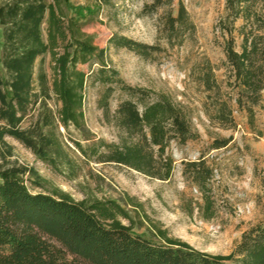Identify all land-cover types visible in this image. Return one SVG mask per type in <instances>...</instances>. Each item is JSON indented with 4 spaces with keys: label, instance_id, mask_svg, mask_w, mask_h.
Returning a JSON list of instances; mask_svg holds the SVG:
<instances>
[{
    "label": "trees",
    "instance_id": "1",
    "mask_svg": "<svg viewBox=\"0 0 264 264\" xmlns=\"http://www.w3.org/2000/svg\"><path fill=\"white\" fill-rule=\"evenodd\" d=\"M173 1L152 0L143 10L153 14L168 9L164 32L171 47L181 46L185 35L196 31L184 4L179 3L174 13ZM86 11L89 9L73 7L68 0H11L0 6L1 63L6 72V79L0 74V264H264V221L245 232L230 255L209 254L170 237L157 226L149 229L152 239L136 233V220L127 207V203L137 207L133 198L125 205L113 199L75 200L59 188L47 189L46 180L33 168L8 161L14 157V148L6 141L10 137L54 171L75 175V162L66 151L60 129H82L83 90L94 74L108 85L100 101L107 119L109 99L116 89L113 85L127 98L114 114L118 143L100 140L83 146L74 142L82 157L167 181L175 169V160L168 153L170 144L184 145L200 137L181 104L166 94L128 86L106 67L105 51L83 30L80 18ZM238 21H242L239 27ZM220 28L228 36L224 46L228 84L236 90L235 101L253 124L264 93V0H226ZM110 42L145 58L158 50L125 37ZM47 54L51 56L52 77L43 66L42 57ZM94 59L101 66L97 72L89 75L79 69ZM200 80L209 92V118L223 128L235 127L229 102L221 98L213 102L212 94L221 89L210 64ZM53 97L60 103L56 112L48 104ZM28 118L33 120L24 128ZM230 141L215 140L212 149L227 147ZM183 175L204 193L213 170L201 156L183 162ZM28 184L43 192H32Z\"/></svg>",
    "mask_w": 264,
    "mask_h": 264
},
{
    "label": "rangeland",
    "instance_id": "2",
    "mask_svg": "<svg viewBox=\"0 0 264 264\" xmlns=\"http://www.w3.org/2000/svg\"><path fill=\"white\" fill-rule=\"evenodd\" d=\"M11 0H0V6ZM53 0H47L52 3ZM73 7H86L80 18L83 30L94 43L105 51L106 67L128 86L163 93L181 104L188 113L193 129L200 134L197 140L180 144L173 141L169 148L175 160L171 179L159 180L134 169L88 160L75 150V143L83 146L103 140L118 143L114 114L127 97L113 85L109 99L110 117L100 107L108 85L97 75L88 78L83 90L84 124L76 130L72 126L60 129L66 151L75 162V175L67 170L54 171L31 150L13 138H6L14 148V157L8 161L33 168L46 180L47 189L59 188L75 200L84 198L113 199L123 205L129 197L137 207L127 203L136 220L134 231L153 238L149 229L157 226L170 237L181 239L194 248L214 255H230L242 241L245 232L264 221V93L255 108L254 123L247 112L240 110L235 99L236 90L229 86V66L224 46L227 35L221 31L220 21L226 16V0H174L176 13L179 3L186 7L196 27L194 34H186L181 46L171 47L166 41L164 24L168 9L145 13L144 5L152 0H68ZM242 21L237 22V27ZM43 36L47 39L46 24ZM125 37L134 42L156 46L149 58L125 47H116L110 41ZM237 45L241 39L236 34ZM3 27L0 25V74L6 79L2 66ZM178 41H175L177 44ZM43 66L52 77L49 54L42 57ZM42 58L35 65V78ZM208 64L220 86L217 98L227 100L233 109L235 127H221L209 118L211 101L200 78ZM101 66L97 60L79 65L91 75ZM55 112L60 108L56 97L48 101ZM32 118L24 121L27 128ZM110 122V123H109ZM231 138L227 147L212 149L215 140ZM201 156L213 170V177L204 193L183 175V162L198 160ZM63 170V169H62ZM32 192H43L28 184ZM207 200L210 202L207 204ZM138 211H134V209Z\"/></svg>",
    "mask_w": 264,
    "mask_h": 264
}]
</instances>
